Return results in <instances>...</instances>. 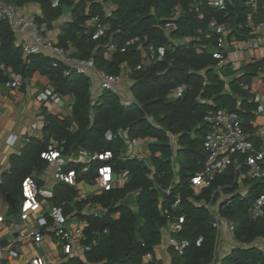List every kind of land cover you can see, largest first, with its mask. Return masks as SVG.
Returning a JSON list of instances; mask_svg holds the SVG:
<instances>
[{
    "label": "trees",
    "instance_id": "16d2710c",
    "mask_svg": "<svg viewBox=\"0 0 264 264\" xmlns=\"http://www.w3.org/2000/svg\"><path fill=\"white\" fill-rule=\"evenodd\" d=\"M1 1L15 7L39 3L42 14L36 20L49 27L63 15V4L75 3ZM106 1L76 3L71 19L61 25L58 44L65 49L73 46V57L92 58L96 67L108 74L126 70L133 81V100L127 104L109 91L95 97L89 74L78 73L50 56L33 54L24 58L9 21H0V64L22 79L40 72L51 79L55 94L69 95L72 100L68 116L47 115L44 138L32 139L20 155L11 157V171L0 182V195L19 200L24 179L47 165L42 153L52 141L66 140L71 152L79 147L91 152L111 151L113 159L96 161L92 173L107 163L117 172L127 171L128 179L93 199L118 216L105 226L102 219L90 217L88 243L95 230L108 228L109 233L98 238L84 259L71 264H161L155 250L162 244L163 230L180 216L184 223L171 235L188 241V245L183 254L168 245L170 264H264V250L255 246L257 239L264 238V214H252L255 201L264 191L262 182L246 174L249 169L243 162L239 169L231 164L216 173L206 187L196 188L191 182L206 163L204 141L210 125L205 116L209 112L225 108L239 113L250 139L257 146L262 141L255 135L258 103L251 96V87L245 85L263 69L264 60L251 62L241 76L232 77L230 66L220 67V60L213 55L218 34L209 28L212 20L228 24L231 35L249 40L252 33L246 21L250 6L246 0H112L115 8L108 14L103 7ZM263 18L264 0H259L254 19ZM94 20L111 28L101 32L91 23ZM147 59L151 60L149 66ZM5 76L0 68V79ZM227 76L232 78L226 80ZM179 87H184L182 95L173 96ZM108 132L113 133L112 139L107 138ZM167 132L176 137L175 152ZM135 138L149 141L151 166L144 159L132 157L120 167L118 160L126 153L128 141ZM240 159L243 161L242 156ZM242 174L245 176L240 180ZM242 183L247 187L245 193ZM168 188L170 193L166 192ZM131 192H137L135 205L126 201ZM219 199L218 212L233 221L234 237L239 242L220 260L216 219L208 208ZM147 254L153 258L146 261Z\"/></svg>",
    "mask_w": 264,
    "mask_h": 264
},
{
    "label": "built area",
    "instance_id": "2783aa9c",
    "mask_svg": "<svg viewBox=\"0 0 264 264\" xmlns=\"http://www.w3.org/2000/svg\"><path fill=\"white\" fill-rule=\"evenodd\" d=\"M73 1L78 3L81 0ZM215 2L222 3V0H215ZM246 4L251 8L246 26L250 28L252 33V38L247 41V44L250 48L264 50V18L260 21L254 19L255 14L259 12V0H246ZM176 14L179 15L180 11H177ZM3 19H7L16 34L24 38L23 49L26 58L33 54H44L75 68L78 73L89 74L93 72L99 79V87L102 91H109L120 96V88L124 80L131 79L126 70H123L120 74H108L98 69L92 58L80 59L71 56L63 46L44 36L43 27L35 18L19 14L17 7L0 0V21ZM91 23H94L101 32L108 31L111 28L110 24L102 23L99 20H94ZM209 28L218 34V48H216L213 55L220 60L219 66L228 64L230 68L236 70V64L229 60L232 53L230 46L238 42L239 39L231 35V27L228 24H218L212 20ZM26 36H29L30 39H26ZM150 64L151 60L147 59L146 66ZM21 81L22 76L16 75L14 80L7 83V86L9 88L17 87ZM183 90L184 87L176 88L174 95L181 96ZM58 97L57 94L52 93L46 99L55 100ZM132 100L121 96L123 104L130 103ZM256 101L259 112L264 113V93H259ZM205 121L210 125L204 141V147L208 155L203 171L192 177L191 182L193 185L196 188L206 187L216 173L224 171L231 164L239 169L242 162L249 168V175L264 185V138L257 146L250 139V135L243 130L240 114L225 108L209 112L205 116ZM37 128L38 123L34 122L32 130ZM167 134L175 152L176 137L170 132H167ZM106 136L108 139H112L113 133L108 132ZM30 138L31 133L24 138V141L28 142ZM19 139L18 135L10 134L7 138V144L14 146ZM141 141V139L135 138L130 143L132 146L137 147ZM240 156H242L243 161H241ZM132 157H134V154L123 155L119 160L126 162L127 158ZM42 158L55 165L54 177L58 182L66 183L77 189L74 202L83 204L86 215L102 220L116 218V214L111 213L109 207L100 205L79 189L80 179L83 178L84 174L92 171V166L96 161L113 159L111 151L99 153L79 147L76 151L70 153L66 147V140H62L50 145L42 153ZM146 163L151 166V163L147 160ZM122 172H124L123 182H126L128 172ZM92 179L93 184L100 191L113 188L118 184L117 171L111 164L107 163L96 168ZM166 192L170 193V188ZM22 197L18 219H9L5 212L0 214V264H9L10 261L18 258L23 250H26L28 254H33L36 249L35 244L42 245L45 241L52 239L55 241V246L60 255L57 263L39 254L29 256L26 260L27 263L71 264L74 259H81L87 251L97 245L98 238L102 234L109 233L108 228L103 231L95 230L91 242L88 243L87 229L90 224L85 222L72 228L66 213V206L70 201L63 199L58 203L49 204V200L54 198L53 191L41 186L32 176L26 177L22 183ZM210 204H208V208L216 219L217 238L220 237L223 220L226 221L230 234L234 236L235 226L233 221L222 218L218 210L213 212L209 206ZM252 214L253 217L264 214V191L255 201ZM182 223H184V217L180 216L177 221L170 225L171 232L180 230ZM2 241H6V244L2 245ZM258 243L264 246V238H259ZM168 245H172L178 253L183 254L188 241L178 240L171 235L168 239ZM2 252H6V254L2 256ZM151 258H153L152 254H147L146 261Z\"/></svg>",
    "mask_w": 264,
    "mask_h": 264
},
{
    "label": "crops",
    "instance_id": "0c3cea01",
    "mask_svg": "<svg viewBox=\"0 0 264 264\" xmlns=\"http://www.w3.org/2000/svg\"><path fill=\"white\" fill-rule=\"evenodd\" d=\"M103 7L105 12L111 14V12L115 8V4L112 0H108L103 3ZM17 11L23 16L32 17L35 19L42 14L41 5L37 2H30L22 7H17ZM71 14L72 12L68 14L63 13L60 18L54 20L51 23L50 27L46 23H42L44 36L52 40L54 43L58 44L61 25L71 19ZM12 29L14 30V28ZM14 33L16 36V43L22 46L23 57L26 58L23 49L24 38L17 35L15 30ZM26 39H30V37L26 36ZM247 41L248 40H239L238 42L230 46L232 53L230 54L229 60L236 64V70L230 68L233 71V74L231 75L232 77L241 76L244 73V68L251 62L261 59L264 60V50L250 48L247 44ZM75 51L76 49L73 46H70L67 49V52L71 56H74L73 53ZM248 52L249 56L247 57ZM0 68L4 71V74L7 75L3 79H0V182H2L4 175L11 171V157L13 155H20L24 147L29 144L32 139L44 138V125L47 115L53 114L61 117L68 116L71 111L72 100L69 95L59 96L55 100L46 99L50 97L52 93H54V86L51 79L48 76L41 74L40 72H35L29 77H24L17 87L9 88L7 86V83L14 80L16 74L10 68L5 69L3 64H0ZM89 75L94 82L92 93L95 97H97L103 92L99 87V79L93 72H90ZM232 77L227 76L226 80H230ZM5 78H7V82H4ZM132 83L133 81L131 79L124 80L120 88L122 97L133 99ZM248 86L251 87V96L256 101L258 94L264 93V69H259L257 71V74L252 76L250 84L245 85V87ZM34 122L38 123V128L36 130H32V124ZM255 123L257 125L255 135L263 140L264 113L259 112L258 107ZM30 133V140L28 142H25L24 138H26ZM10 134H16L20 137V139L14 146H10L7 144V138ZM55 143L56 141H52L50 145ZM148 143V140H142L139 146L134 147L128 141L127 150L124 155L134 154V157L145 159L150 162L151 153L148 148ZM69 152L72 153L71 151ZM54 172L55 165L47 161V165L44 168L34 170L30 176L34 177L41 186H44L53 191L54 198L49 200V204L58 203L63 199H67L70 201V203L66 206V213L69 218V224L72 228H75L77 225L85 222L90 224L89 219L92 216L85 214V209L82 203L74 202V197L77 193V189L75 187L67 185L66 183L58 182L54 177ZM94 173L95 172L92 173V171H90L87 174H84L83 178L80 179L79 182V189L86 193L87 196L91 199H93L95 195L103 192L98 190L93 184L92 178ZM123 173L124 172L122 171L117 172V186L123 185V180L119 184V181L121 180V178L119 177L123 175ZM246 174L249 175V170ZM244 176L245 175L242 174L240 176V180H242ZM241 186H244V189L241 187L242 191L244 193L247 192V187L243 183L241 184ZM136 198L137 192H131L130 194H128L126 201H130L132 205H135ZM22 200L23 197L21 193L19 200H16V207H13L11 202L7 200L6 196L0 195V214L5 212L6 216L9 219H18V210ZM116 216H118V214H116ZM224 231L229 234V236H231L229 237L227 235L225 236V238L229 237L232 239H228L227 242V244L231 245L232 249L230 251H227L222 257H218V260L228 255L235 247L239 245V242L235 239L234 236L230 234L227 225L225 224ZM170 236L171 230L169 226L168 228L163 230L162 244L155 250V257L161 262V264H170L168 253V239ZM234 241H236V245H234ZM5 244L6 241H2V245ZM255 246H259L260 248L264 247L263 245H261V243H258V239L255 243ZM35 247L36 249L33 254H28L26 250H23L21 251V255L18 258L10 261L9 264H28L26 261L27 258L35 254L44 255L55 263H57L60 258L59 252L55 246V241L53 239L45 241L42 245L35 244ZM78 250L80 249L78 248ZM1 254L3 256L4 254H6V252H2ZM84 256L81 258V260L84 259ZM76 259L78 260V258Z\"/></svg>",
    "mask_w": 264,
    "mask_h": 264
},
{
    "label": "rangeland",
    "instance_id": "374dc122",
    "mask_svg": "<svg viewBox=\"0 0 264 264\" xmlns=\"http://www.w3.org/2000/svg\"><path fill=\"white\" fill-rule=\"evenodd\" d=\"M249 52L247 54V57L249 56ZM91 84H92V87H93L94 86L93 79H91ZM119 178H121V180L119 181V184H120V182L123 180L124 177H123V175H121ZM122 183L124 184L125 182L122 181ZM242 188L244 189V186H242ZM220 195H221L220 199L223 198V195L222 194H220ZM220 199L217 202H214V203L209 205L213 212H217V210H218L217 206H218V203H219ZM222 223H223L222 224V230L220 231V237L218 239V245H217V259H218V257H222L227 251H230L232 249L231 245L227 244L228 239L232 240L231 238H229L231 236H229V234H227L224 231V224L226 225V221L223 220ZM227 235L229 237L225 238V236H227ZM234 245H236V241H234ZM262 249L264 250V247Z\"/></svg>",
    "mask_w": 264,
    "mask_h": 264
},
{
    "label": "water",
    "instance_id": "95a60500",
    "mask_svg": "<svg viewBox=\"0 0 264 264\" xmlns=\"http://www.w3.org/2000/svg\"><path fill=\"white\" fill-rule=\"evenodd\" d=\"M75 7H76L75 3L72 5L63 4L62 5L63 13H65V14L71 13L75 9ZM4 82H7V78L4 79ZM124 164H125L124 160L118 161V165L120 167H123ZM6 198H7V200H9L11 202L13 207H16V199L15 198L11 197L9 194L6 195ZM110 222H111L110 219H105V220H103V225L105 226V225L109 224Z\"/></svg>",
    "mask_w": 264,
    "mask_h": 264
}]
</instances>
